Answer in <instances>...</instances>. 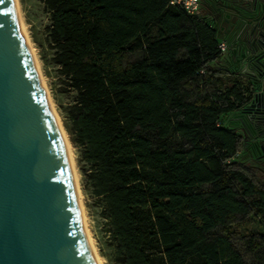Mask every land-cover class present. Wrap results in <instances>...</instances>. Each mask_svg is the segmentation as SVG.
<instances>
[{
  "label": "trees",
  "instance_id": "16d2710c",
  "mask_svg": "<svg viewBox=\"0 0 264 264\" xmlns=\"http://www.w3.org/2000/svg\"><path fill=\"white\" fill-rule=\"evenodd\" d=\"M63 127L109 264H264V182L231 128L251 96L200 9L41 0Z\"/></svg>",
  "mask_w": 264,
  "mask_h": 264
},
{
  "label": "water",
  "instance_id": "95a60500",
  "mask_svg": "<svg viewBox=\"0 0 264 264\" xmlns=\"http://www.w3.org/2000/svg\"><path fill=\"white\" fill-rule=\"evenodd\" d=\"M0 264H97L13 0H0Z\"/></svg>",
  "mask_w": 264,
  "mask_h": 264
},
{
  "label": "flooded vegetation",
  "instance_id": "af4514ba",
  "mask_svg": "<svg viewBox=\"0 0 264 264\" xmlns=\"http://www.w3.org/2000/svg\"><path fill=\"white\" fill-rule=\"evenodd\" d=\"M200 5L219 38L227 41L231 54L226 58L251 96L230 126L244 139L243 161L264 182V7L256 0H200Z\"/></svg>",
  "mask_w": 264,
  "mask_h": 264
},
{
  "label": "rangeland",
  "instance_id": "374dc122",
  "mask_svg": "<svg viewBox=\"0 0 264 264\" xmlns=\"http://www.w3.org/2000/svg\"><path fill=\"white\" fill-rule=\"evenodd\" d=\"M17 3L23 28L29 42V47L31 48V51L38 64L39 78L42 79L40 81L43 82L46 91H48L47 94L51 107L62 124L59 104L68 103L72 98V94L64 95L58 92L59 81L57 79L55 68L48 62L47 59L50 53L45 52L43 47H40L41 45L44 46V28L49 22L48 13L45 12L41 0H17ZM71 147L76 160V148L72 144ZM75 163L77 167V162L75 161ZM77 171L79 174V184L81 188V175L78 167ZM81 193L87 221V228L89 230L90 237L92 238L93 245L95 246L97 254L99 255L103 264H109L106 259L100 255L98 248L99 240H102V237L104 236L103 229L101 227L103 220L98 216V211L88 208V205L91 203V201L83 194L82 190Z\"/></svg>",
  "mask_w": 264,
  "mask_h": 264
},
{
  "label": "bare ground",
  "instance_id": "6f19581e",
  "mask_svg": "<svg viewBox=\"0 0 264 264\" xmlns=\"http://www.w3.org/2000/svg\"><path fill=\"white\" fill-rule=\"evenodd\" d=\"M13 1L15 3L16 12H17V16H18V20H19L20 26H21L22 31H23V34L25 36L26 43H27V45L29 47V42H28L27 36H26L25 31H24V28H23V24H22V21H21V16H20V13H19V7H18L17 0H13ZM29 49L31 51V48L30 47H29ZM31 54H32V57H33V60L35 62V65H36V68H37V71H38V75H39L38 64H37V61H36V59H35L32 51H31ZM40 80H42V79H40ZM41 84L43 85L42 87H43V89L45 91L48 104L51 107V104L49 102V97H48V94H47L48 91H46L43 82H41ZM51 110H52V112L54 114V117H55V119L57 121V124H58V126L60 128L62 137L64 139V142H65V145H66L68 154H69V158H70V162H71V168H72V172H73V176H74V180H75V184H76V189H77V193H78V199H79L80 211H81V218H82L83 226L85 228V233H86L88 242H89L90 247L92 249V252H93V254L95 256V259H96L97 264H103L102 260L100 259L99 255L97 254V251L95 249V246L93 245L92 238L90 237L89 230L87 228V221H86L85 211H84L83 202H82V193H81V190H80L81 188H80V184H79V174H78V171H77V167H76V163H75L76 160H75L74 155H73V152H72L71 144H70V142L68 140V136H67V133H66L64 127L62 126L61 122L59 121V119L56 116L55 112L53 111L52 107H51Z\"/></svg>",
  "mask_w": 264,
  "mask_h": 264
},
{
  "label": "built area",
  "instance_id": "2783aa9c",
  "mask_svg": "<svg viewBox=\"0 0 264 264\" xmlns=\"http://www.w3.org/2000/svg\"><path fill=\"white\" fill-rule=\"evenodd\" d=\"M169 4L179 7L188 15H194L201 9L200 0H169ZM218 48L223 56H230L231 52L224 38H219Z\"/></svg>",
  "mask_w": 264,
  "mask_h": 264
}]
</instances>
